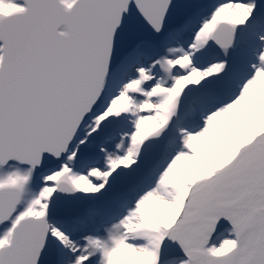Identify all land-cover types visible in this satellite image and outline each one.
<instances>
[{"label":"snow or ice","instance_id":"obj_1","mask_svg":"<svg viewBox=\"0 0 264 264\" xmlns=\"http://www.w3.org/2000/svg\"><path fill=\"white\" fill-rule=\"evenodd\" d=\"M0 264H264V0H0Z\"/></svg>","mask_w":264,"mask_h":264}]
</instances>
